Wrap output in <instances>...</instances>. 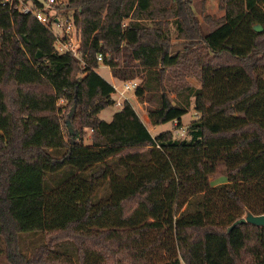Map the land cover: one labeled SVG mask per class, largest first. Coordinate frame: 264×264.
Returning a JSON list of instances; mask_svg holds the SVG:
<instances>
[{"label":"trees","instance_id":"trees-1","mask_svg":"<svg viewBox=\"0 0 264 264\" xmlns=\"http://www.w3.org/2000/svg\"><path fill=\"white\" fill-rule=\"evenodd\" d=\"M19 1L0 0V259L264 264L263 227L229 232L264 215V0H220V18L208 0H23L47 24ZM62 18L79 56L57 48ZM101 66L184 136H155L129 101L102 119L117 101ZM25 237H41L31 255Z\"/></svg>","mask_w":264,"mask_h":264},{"label":"rangeland","instance_id":"rangeland-1","mask_svg":"<svg viewBox=\"0 0 264 264\" xmlns=\"http://www.w3.org/2000/svg\"><path fill=\"white\" fill-rule=\"evenodd\" d=\"M219 1L220 0H208L206 3L207 14L213 15L214 18H220L225 14V12L219 8ZM196 8H197L196 14H198L197 18H199V20L201 22H203V26H204L205 30L209 31L211 29V27L209 25H206V23L204 22L203 16H201V14H200L201 3L199 1H197ZM197 11H198V13H197ZM62 21L64 22L63 18H62ZM61 31H62L61 28H59L57 26L53 27V33L56 36L61 34ZM171 34H172L173 43L178 44L180 42V39L178 37L177 31L175 29H171ZM101 72L105 78L111 80V73H110V70L108 68L103 67L101 69ZM136 81L139 84H141V80L137 79ZM188 82L194 86H200L199 81L195 77H190L188 79ZM114 85L117 86V92L114 95V98L117 101V105L112 106V107L104 110L101 113L102 119H104L106 121H111L113 115L121 109V105L125 101H129L133 106L137 107L142 114H145V113L148 114L147 112H148V108H149L150 104L147 102H141L138 97L136 98L135 90H131V91L126 90L124 83H120L118 81H116V83H114ZM171 97L176 100V95H172ZM137 100L141 103V105L138 103ZM197 118L198 117H197V112L195 110V102L193 101V104L189 110V113L183 117V120H182L183 127H186L190 123L196 121ZM145 121H146V124L148 125V128L150 129L151 132H153L154 135H159L163 132H168V131H173L174 134H176V136H180V137L184 136L183 134H185L184 131H180V133H178V130L176 129V127H177L176 123H168V124L161 125V126H152L151 122L149 120H147L146 118H145ZM73 123L75 124V126L77 128L80 127V123L77 120H75ZM226 182H227V178L224 175H217L216 177L212 178V180H211L212 186L222 185V184H225ZM47 241L51 242V238H49ZM40 242H41V237L40 238H35V237H25L24 238V247L30 248L27 250V252L29 253L28 255H31L30 253H31L32 249L35 248L36 246H38L40 244ZM0 264H8V262L5 260V258H1Z\"/></svg>","mask_w":264,"mask_h":264},{"label":"built area","instance_id":"built-area-1","mask_svg":"<svg viewBox=\"0 0 264 264\" xmlns=\"http://www.w3.org/2000/svg\"><path fill=\"white\" fill-rule=\"evenodd\" d=\"M9 1V0H7ZM58 0H49L48 5L56 4ZM15 9L22 12L23 14H34L36 15L37 19L43 23L47 24L48 17L42 12H38L34 10L30 5L26 4L22 0L19 1V3L15 6ZM64 23V24H63ZM62 29L61 34L57 36V48L62 53H72L75 56L80 55V48H81V42L78 39L76 35L75 26L72 22H62L58 26ZM67 38V39H65ZM98 60L101 62L102 58L101 56L98 57ZM126 87V90H136L139 86V83L137 81H130L124 84ZM116 92H117V86H115Z\"/></svg>","mask_w":264,"mask_h":264},{"label":"water","instance_id":"water-1","mask_svg":"<svg viewBox=\"0 0 264 264\" xmlns=\"http://www.w3.org/2000/svg\"><path fill=\"white\" fill-rule=\"evenodd\" d=\"M254 30L257 32H262L263 28L259 25L254 26ZM69 126L71 127V124L69 123ZM252 224L258 227H263L264 228V215L256 216L251 213L247 214L245 217L239 219L236 221L230 228L229 232L232 231L235 227L241 224Z\"/></svg>","mask_w":264,"mask_h":264},{"label":"crops","instance_id":"crops-1","mask_svg":"<svg viewBox=\"0 0 264 264\" xmlns=\"http://www.w3.org/2000/svg\"><path fill=\"white\" fill-rule=\"evenodd\" d=\"M263 0H260V2H262ZM103 67H105V66H101L99 69H98V73L103 77V78H105L104 77V75L102 74V72H101V69L103 68ZM106 68H108V67H106ZM109 69V68H108ZM110 70V69H109ZM110 73H111V70H110ZM109 83H111V84H113V86H114V83H116V79L112 76V73H111V80H109V79H107V78H105ZM198 88L199 87H201V86H197ZM137 98V97H136ZM138 101V100H137ZM61 103H63L62 101H60L59 103H58V106H60L61 105ZM138 103L141 105V103L138 101ZM134 108H135V110H136V112L138 113V115L140 116V118L143 120V122L146 124V121H145V118L147 119V120H149L150 121V118H149V115L148 114H142L140 111H139V109L137 108V107H135L134 106ZM148 113V112H147ZM145 117V118H144ZM112 120V119H111ZM146 126L148 127V125L146 124ZM150 130V129H149ZM153 133V132H152ZM156 136V135H155Z\"/></svg>","mask_w":264,"mask_h":264}]
</instances>
